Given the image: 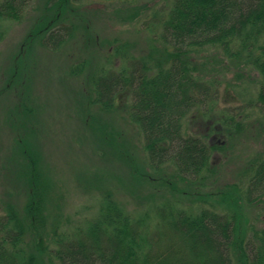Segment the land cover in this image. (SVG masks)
Here are the masks:
<instances>
[{
  "label": "trees",
  "instance_id": "obj_1",
  "mask_svg": "<svg viewBox=\"0 0 264 264\" xmlns=\"http://www.w3.org/2000/svg\"><path fill=\"white\" fill-rule=\"evenodd\" d=\"M39 1L44 10L18 59L12 60L5 85L12 89V104L0 125L12 138L5 150L0 143V161L13 189L0 201V264H264V154L247 171L245 188L228 183L215 192L201 191L204 180L218 175L215 155L224 150L220 137L242 127L231 108L216 111L221 77L198 60L205 54L201 52L219 49L228 70L257 71L256 97L245 104L264 111V0H173L160 23V48L150 45L135 58L132 43L109 41L124 61L117 71L107 68L109 60L102 54L97 60L92 28L79 18V6L104 0ZM34 2L1 0L0 23L21 22ZM77 29L82 31L77 33L82 38L78 50L91 54L74 61V55H81L70 44ZM39 46L53 54L72 52L63 68L52 64V72H64L60 78L74 85L67 91L75 93L83 129L99 141L92 150L106 158L105 165L96 163L76 174L85 178L91 172L88 178L94 180L85 178V186L98 188L102 200L72 235L59 230V208L66 205L63 187L48 174L33 128L41 111L30 89ZM114 113H124L119 118L134 128L138 149L125 141L113 125L116 120H108ZM164 190L175 198L194 197L202 206L196 213L175 203L158 207L160 230L151 237V215L129 210L126 200L140 201ZM216 197L222 205L214 202Z\"/></svg>",
  "mask_w": 264,
  "mask_h": 264
},
{
  "label": "rangeland",
  "instance_id": "obj_2",
  "mask_svg": "<svg viewBox=\"0 0 264 264\" xmlns=\"http://www.w3.org/2000/svg\"><path fill=\"white\" fill-rule=\"evenodd\" d=\"M172 2L173 0H104L96 3L87 1L79 6L82 14L79 17L81 22L92 28H90L91 31L89 30L91 32L90 39L96 49L97 60L101 59L102 54L106 60H109L107 61L109 70L117 71L123 67L124 61L115 55L116 45L109 42L110 40L113 42L115 39L123 43H132L131 52L135 58L140 56L142 49L150 45L160 48V45H163L160 23ZM43 10L41 2L35 0L32 9L21 22L0 23V31L4 33L0 38V121L5 117L8 111L7 107L10 108V104H12V97L9 93L12 89L5 90L6 82L9 83L11 77L9 68L12 66V69L15 65L12 60L18 59L23 41L30 34ZM77 30L76 34L82 33L81 29ZM81 42L82 38L78 35L77 38L73 37V41L70 43L77 47L75 54H81L74 55V61L87 56V53L82 55L78 50ZM98 51H100L99 54ZM110 51L113 53L112 55L109 53ZM204 52L205 54L199 56L198 60L205 63L208 71L217 74L218 79L221 77L218 87L219 104L216 111L222 108L234 110L236 123L241 124L242 130L240 132L233 131L230 136L225 135L224 132V136L220 137L224 150L215 155L218 175L210 176L209 179L204 180L201 183L204 185L201 187V191L203 193L215 192L218 187L228 183H238L242 189L245 188L249 176L247 171L264 154V111H261L259 105L257 108H249L245 104L256 97L260 76L257 71L250 68L243 67L237 70L230 67L228 70V60L219 49L206 50L201 53ZM35 53L39 64H36L33 69L34 76L30 89L34 103L40 105L41 111L37 116L38 122L33 123V128L44 155L48 174L60 181V185L62 184L63 187L61 192L66 205L59 208L62 219L59 230L60 232L64 230L66 234L72 235L78 227L85 224L86 220L95 215L98 204L102 200V194L98 188H86L85 186L87 183L85 178L91 182L94 180V178H88L92 176L91 172L85 178L77 177L76 174L80 175L82 169L90 170L96 163L105 165L103 160L106 161V158H99L100 156L98 157V154L92 150L98 146L96 144L99 141L94 142L91 132L88 129H83L87 127L75 111V93L71 92L70 94V91H67L74 85L70 84L68 79L60 78L61 75L64 76V72L60 73L55 70L52 72L51 65L56 64L58 69L63 68L64 59L72 52H67L64 49V52L53 54L47 50L44 51L39 46L35 49ZM90 54L89 50L88 58ZM223 70L226 72L222 73ZM55 73L59 75L57 76ZM116 114L114 113L111 119ZM121 116L124 117V113H119L114 120L109 118L108 120L110 122L116 120L113 125L118 127L124 133L123 135H126V137L124 136L125 141H129L132 143V147L134 145L138 149L140 146H137L135 142L139 143V138H136L134 142V132H132L135 131L134 128L128 127L124 120L121 121L119 118ZM39 120L41 121L39 122ZM1 126L0 143L5 150V147L11 143L12 132L6 131ZM197 129L200 128L196 127ZM77 138L81 141L79 145L73 143V139ZM0 163V201L1 199L4 201L8 197V190L13 188L9 173H6L3 168L2 161ZM145 192L148 191L145 189ZM165 193H167L166 190L158 191L152 197L143 198L140 201H135L132 197L127 200L120 197L130 203L129 210L143 211V213L151 215V219L148 221V232L151 237L158 235V230H160L159 219L155 216L158 207H170V204L174 205L175 203L179 208L196 213L202 206L200 202L197 203L194 197H191L194 201H190L186 197H172V191L168 194ZM143 195L146 197V193ZM218 199L219 197H216L214 202L219 201L218 205H222V200ZM218 205L217 207L221 208ZM2 206L3 204L0 202V215H4Z\"/></svg>",
  "mask_w": 264,
  "mask_h": 264
}]
</instances>
